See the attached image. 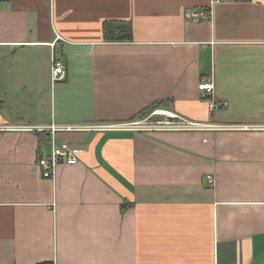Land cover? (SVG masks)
<instances>
[{
  "label": "crops",
  "instance_id": "0c3cea01",
  "mask_svg": "<svg viewBox=\"0 0 264 264\" xmlns=\"http://www.w3.org/2000/svg\"><path fill=\"white\" fill-rule=\"evenodd\" d=\"M105 21L132 41H104ZM155 102L205 128L59 133L79 161L42 178L24 128ZM0 264H264V0H0Z\"/></svg>",
  "mask_w": 264,
  "mask_h": 264
},
{
  "label": "built area",
  "instance_id": "2783aa9c",
  "mask_svg": "<svg viewBox=\"0 0 264 264\" xmlns=\"http://www.w3.org/2000/svg\"><path fill=\"white\" fill-rule=\"evenodd\" d=\"M210 17V11L207 10H188L186 18L192 22L206 20ZM50 77L52 85L66 80L65 64L54 55L51 57ZM198 89L203 93L202 97L207 99L213 91L211 82H202ZM212 109L218 108L217 104H212ZM203 124L187 121L173 113L162 109L154 110L148 117L135 121H125L120 123H111L100 126H65L50 127L48 129L26 127L25 130L35 132H48L50 141L47 145V154L40 153L37 158V167L44 179H53L56 169L61 165H76L79 161V154L82 152L73 143L60 139L59 133H74L85 131H131V132H158V131H177L194 132L204 129ZM206 182L209 187L214 185V177L206 176Z\"/></svg>",
  "mask_w": 264,
  "mask_h": 264
},
{
  "label": "trees",
  "instance_id": "16d2710c",
  "mask_svg": "<svg viewBox=\"0 0 264 264\" xmlns=\"http://www.w3.org/2000/svg\"><path fill=\"white\" fill-rule=\"evenodd\" d=\"M103 38L106 42H130L133 39V29L129 22L124 21H105L102 26ZM163 102H155L150 106L141 110L136 116L130 119L135 121L136 118L144 119L148 117L154 110L162 109ZM40 146H47L50 141L48 132H35Z\"/></svg>",
  "mask_w": 264,
  "mask_h": 264
}]
</instances>
